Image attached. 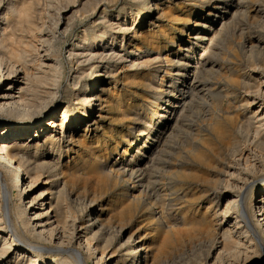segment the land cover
<instances>
[{
	"label": "bare ground",
	"instance_id": "1",
	"mask_svg": "<svg viewBox=\"0 0 264 264\" xmlns=\"http://www.w3.org/2000/svg\"><path fill=\"white\" fill-rule=\"evenodd\" d=\"M22 1L0 8V264H264V0ZM117 46L121 85L93 73Z\"/></svg>",
	"mask_w": 264,
	"mask_h": 264
},
{
	"label": "rangeland",
	"instance_id": "2",
	"mask_svg": "<svg viewBox=\"0 0 264 264\" xmlns=\"http://www.w3.org/2000/svg\"><path fill=\"white\" fill-rule=\"evenodd\" d=\"M0 1H2V3L0 2V8H3V6H5V7H7L9 4H13V6H15V7H18L19 5H21V1L22 0H0ZM11 1H13L12 3H11ZM24 1H27V0H24ZM24 1H22V4H23V2ZM84 1H86V0H84ZM155 2L157 1H159V2H163L164 0H154ZM7 2H8V5H7ZM137 1L136 0H126V2L125 3H127V4H122V3H120V5H119V7L117 8V11L119 12V10L122 8V7H124V6H128V4L129 3H136ZM154 2V3H155ZM247 2H248V4H249V2H250V0H247ZM20 3V4H19ZM16 4H18V5H16ZM147 5V1H144V3H142V6L143 7H145ZM76 6H78V4L76 5ZM102 9V8H101ZM1 11V10H0ZM1 14V13H0ZM0 17H1V15H0ZM240 20H243V19H240ZM246 20V22H251V21H248V19H245ZM251 20V19H250ZM7 21H8V28L10 29L11 28V26L12 25H14L15 24V22H14V20H13V16L11 15L10 16V18L9 19H7ZM80 21V20H79ZM88 22V19H84V20H81L80 21V23H79V27L78 28H76V30H75V32H74V34L72 35V36H68V37H65V39H64V37H63V39L61 40V46H60V48H61V51L62 52H64V53H62L63 54V58H64V63H65V66H66V75H67V77L69 76V73L71 72L70 70H71V68H72V65L75 67V70H77L76 68L78 67V65H74L72 62H71V59H68V51L72 48V44L75 42V35H76V33H78L82 28H84V26L82 27V25H83V23L84 22ZM242 22V21H241ZM1 23V22H0ZM11 23V24H10ZM9 25H11L10 27H9ZM12 29V28H11ZM139 30H141V29H139ZM7 31L8 32H11V30H8L7 29ZM130 36H131V34H130ZM240 40H242L243 41V38H241ZM68 43V44H67ZM71 46V47H70ZM121 46H117V49H118V52L120 53V55H122L123 56V59H120L119 61H121L122 63H120V64H118V68L119 69H116V68H112L110 65L112 64V63H106V65L104 64V67H102L101 68V70L99 71L98 70V68H94V70H93V73L95 72V74L97 73V72H102V70L104 69V70H107V69H109V70H113V72H119L120 74H119V81H120V85H121V83L122 84H124V82L126 81V77L128 76V75H125L124 73H126V71H125V65H128L129 64V62L127 61V59L129 60V56H130V49H127V47L126 48H124V47H121ZM68 48H70V49H68ZM116 49V50H117ZM119 49H120V51H119ZM125 49V50H124ZM66 55V56H65ZM124 56H126V57H124ZM118 60V59H117ZM71 63V64H70ZM151 66H154V65H156V63L154 64V62H151V64H150ZM124 66V67H123ZM69 69V70H68ZM119 70V71H118ZM122 70V71H121ZM121 71V72H120ZM122 72H123V74H122ZM140 82H142L141 80H140ZM66 83V82H65ZM71 96H74V92H72L71 94H70ZM257 107V106H256ZM257 109V108H256ZM44 180V182H45V179H43ZM26 197H28L27 195H26ZM97 207H99L98 205H96L95 206V208L94 209H97ZM136 221H138V222H136ZM145 224H146V221L144 220V219H139V220H135V224H134V228H135V230L137 229V230H140V233H141V235L143 236V234H145ZM204 254V252L201 254V255H203ZM191 255V254H190ZM189 255V257L188 258H186V260L187 261H190V264H192L193 262H192V260L194 261V264H201V262L205 259V257H206V253L203 255V257H201V255L199 254V255H197L196 257H201L200 259H201V261H200V259H197L196 257V260H195V258H194V255H192L193 256V258H192V256H190ZM190 258H192V260H190ZM185 260V263L184 264H189V262L187 263V261ZM199 260V261H198ZM166 264H169V263H166ZM170 264H172V263H170Z\"/></svg>",
	"mask_w": 264,
	"mask_h": 264
}]
</instances>
